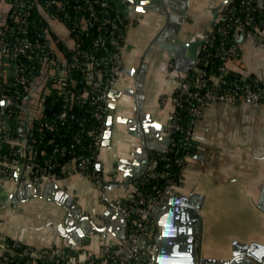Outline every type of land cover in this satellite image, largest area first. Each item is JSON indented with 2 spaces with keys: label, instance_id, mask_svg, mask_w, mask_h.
I'll return each mask as SVG.
<instances>
[{
  "label": "crops",
  "instance_id": "crops-1",
  "mask_svg": "<svg viewBox=\"0 0 264 264\" xmlns=\"http://www.w3.org/2000/svg\"><path fill=\"white\" fill-rule=\"evenodd\" d=\"M228 1L189 0L182 23L171 21L169 26L177 29L181 38L203 32L214 11ZM170 2L176 9L185 5V0ZM119 7L127 21L119 44L124 68L108 91L99 149L102 180L96 183L80 174L71 160L64 165L62 175L53 180L1 182L0 249H6L12 240L35 248L76 249L84 263L101 252L106 237L88 233L90 223L82 214L94 211L105 216L110 237L116 240L134 229L123 209L113 203L121 202L133 190L135 177L146 171L154 147L165 145L172 97L180 81L169 51L156 44L161 39L158 33L165 24V14L154 5L129 0H119ZM173 15L176 19L179 16L177 12ZM50 26L58 38L68 42L60 23L52 20ZM239 41L243 66L231 67L245 75L264 77V52L246 39ZM4 64L7 73L9 66ZM39 114L37 94H33L20 113V133ZM193 128L194 146L186 158L181 184L167 198L174 204L186 199L200 204V257L229 260L234 244L264 247V103H208ZM61 191L75 200L76 208L65 204ZM153 216L154 255L162 235L165 259L175 264L181 255L173 242L180 238L190 244L192 234L179 235L167 218L157 220L156 211Z\"/></svg>",
  "mask_w": 264,
  "mask_h": 264
},
{
  "label": "built area",
  "instance_id": "built-area-1",
  "mask_svg": "<svg viewBox=\"0 0 264 264\" xmlns=\"http://www.w3.org/2000/svg\"><path fill=\"white\" fill-rule=\"evenodd\" d=\"M110 5L118 10L115 14L110 13ZM35 17L45 21L40 30ZM52 20L65 28L68 42L53 32ZM122 23L119 0H0V183H35L57 178L55 171L60 166L59 158L71 153L69 145L54 142L51 153L45 156L44 151L38 152L28 144L27 139L33 131L42 132L59 125L70 127V121L77 119L71 110L74 104L86 103V110L94 119L103 121L109 88L124 68L118 41L122 36ZM88 28L97 30L92 47L104 50L101 62L76 43V35ZM240 38L264 52V0H229L219 9L199 49L195 66L184 74L173 94V112L167 129L169 143L151 155L149 166L139 178L167 177L166 184L157 190L156 196H150L138 186L137 179L126 198L115 202L130 219L134 227L131 233L122 240L111 238L108 224H103L101 217L92 211L88 215L100 229L89 233H99L106 239L101 252L84 263L80 262L76 249L35 248L12 240L6 249H0V264H155L151 258L156 231L153 214L167 205L166 197L181 184L186 158L194 146L193 124L203 107L212 102L264 103V77L245 75L234 69L243 66ZM58 40L65 44L67 52L59 51ZM106 45L110 46L107 48ZM214 58L218 60L216 64H213ZM5 62L9 66L7 73ZM98 62L101 67L97 66ZM83 67L89 71L94 69L98 78L88 76L91 80L89 89L81 92L71 86L69 74ZM232 71L237 73L235 77L229 75ZM103 73L108 76L102 78ZM40 77H43L41 82ZM33 94H37L40 114L31 119L25 132L20 133V113L33 99ZM47 94H55L63 102L55 119L42 116L43 99ZM181 112L186 118L184 124ZM83 124L84 118H81L72 139L77 143L82 135L89 137V152L77 161L72 152L73 157L67 162L74 160L77 172L99 183L102 170H97L95 165L100 162L104 124L101 128L84 127ZM12 128L18 134H14ZM171 151L174 152V163L180 167L181 175L177 180L169 176V172L155 169L157 159L154 155ZM153 189H156L155 185Z\"/></svg>",
  "mask_w": 264,
  "mask_h": 264
},
{
  "label": "water",
  "instance_id": "water-1",
  "mask_svg": "<svg viewBox=\"0 0 264 264\" xmlns=\"http://www.w3.org/2000/svg\"><path fill=\"white\" fill-rule=\"evenodd\" d=\"M132 3L136 4H149L154 5L159 9L162 13L165 14V24L162 27L161 31L158 33L160 36V40L157 41V45L165 48L169 51L168 55L174 61V70L177 78L179 81L187 73L193 66H195L198 58V53L201 45L203 44L204 40L206 39L207 32L209 26L214 22V20L218 16V9L217 8L212 16L210 23L207 25L206 29L203 32L195 31L191 34V36L186 38H181L178 35V30L174 29L171 30L169 23L171 21L178 20L180 23L184 20V17L187 14V6L188 1L185 0V5L181 8H174L172 6L171 0H129ZM168 2V3H167ZM173 12L178 13V18L174 17ZM149 117V115H146ZM158 127L161 126L160 123L154 121ZM170 128V127H168ZM32 133H30L31 135ZM24 137L25 134H22ZM170 136L166 137V143L162 147H154L153 154L165 148L169 143ZM97 170H102V163L98 162L95 165ZM143 173H139L135 180L139 179ZM63 195V199L66 205H69L71 208H76L75 200L68 195L61 191ZM9 194V193H5ZM168 197V196H167ZM166 197V198H167ZM168 199V198H167ZM114 205L116 203H113ZM200 208L199 203H189L186 200L178 201L177 204H174L173 201L168 199L167 205L156 209L155 211L158 214L157 220L159 219H168L172 224L178 229L177 233L179 235L186 234V232L191 233L190 237L192 236V243L184 244L180 238H176L174 243L175 251L180 254L176 260L175 264H264V247L258 246L256 243L250 244H242L241 246H235L234 244L232 255L229 260H216V259H203L200 257L199 253V238H200V216L198 213V209ZM83 218L89 220L90 226L88 228V233L93 230H99L100 227L91 219L89 215L82 214ZM102 219L103 224L107 225L105 216H100ZM130 222V219H127ZM159 225L164 231V225L159 222ZM161 231V232H162ZM70 232V231H69ZM68 232V233H69ZM87 233V234H88ZM191 241V239H190ZM262 249V251L260 250ZM157 254L152 255V259L155 261V264H170L168 260L165 259L164 253V239L162 235H159V239L157 240ZM174 264V263H172Z\"/></svg>",
  "mask_w": 264,
  "mask_h": 264
},
{
  "label": "trees",
  "instance_id": "trees-1",
  "mask_svg": "<svg viewBox=\"0 0 264 264\" xmlns=\"http://www.w3.org/2000/svg\"><path fill=\"white\" fill-rule=\"evenodd\" d=\"M111 14H115L118 10L116 8H112L110 5L109 9ZM35 14V13H34ZM122 16V14L120 13ZM33 18V16H31ZM36 18V17H35ZM37 24H38V30L41 29V26L43 23H45L44 20L40 19L39 17L36 18ZM126 19L123 17V23L120 25V31L122 36L118 39L119 44L122 41L125 33V25H126ZM97 33L96 28H88L86 30L81 31V33L76 35V43L77 45L85 49L89 52V54H93L96 56L97 60L101 62L102 56L104 54V50L102 49H95L92 47V42ZM55 37V34L52 33V38ZM110 45H106L108 48ZM57 48L61 52H67V48L65 47V44L62 43V41H57ZM218 60L213 59V64H216ZM98 62L97 66L101 67V63ZM96 65V64H95ZM92 75V79L98 78V73L94 71H89L86 67H83L82 69H74L69 74V82L73 88H75L78 91L84 92L89 89L91 80L88 78V76ZM231 77H235L237 75L236 72L232 71L229 74ZM108 76V74L103 73L102 78H105ZM14 80V79H11ZM43 113L42 116H46L49 119H55V113L59 112L62 108L63 102L61 99L56 96L55 94H47L43 99ZM87 104H74L72 106L71 110L75 115L77 116L76 120H71L70 127L67 128L66 125H59L52 128H45L42 132L33 131V134L29 137L28 144L33 145V147L38 151H44L45 156L49 155L51 153L52 144L54 142H57L58 144H68L69 149L71 150V153H67L66 156L60 157V166L57 167L55 174L56 176H61L63 172L64 164L72 158V152H75V159L76 161L81 156L85 155L89 152L88 146L90 144V138L86 135H82L80 137V141L77 143H73V135L77 132L79 129V121L81 118H84V127H103L104 119L103 121H97L94 119V117L91 115L89 111L86 110ZM181 122L184 124L186 122L185 115L183 112H181ZM80 118V119H79ZM14 134H18L17 131H15L14 128L11 129ZM178 148V147H176ZM192 152V151H191ZM174 152L171 151L169 153H165L163 155L156 154L154 157L157 159V166L156 171L159 172H169V176L173 177L175 180H177L180 177V167L177 166V164L174 163ZM42 157L43 155H39ZM163 156L167 157V159L163 158ZM167 177H157V178H151V177H142L141 179H138L139 183L138 186L144 190H146V193H148L150 196H156L157 190L162 189V187L166 184ZM136 181V180H135ZM156 186V189H153V186Z\"/></svg>",
  "mask_w": 264,
  "mask_h": 264
},
{
  "label": "bare ground",
  "instance_id": "bare-ground-1",
  "mask_svg": "<svg viewBox=\"0 0 264 264\" xmlns=\"http://www.w3.org/2000/svg\"><path fill=\"white\" fill-rule=\"evenodd\" d=\"M210 22V21H209Z\"/></svg>",
  "mask_w": 264,
  "mask_h": 264
}]
</instances>
